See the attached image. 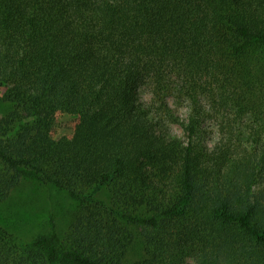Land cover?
Wrapping results in <instances>:
<instances>
[{"label":"trees","instance_id":"obj_1","mask_svg":"<svg viewBox=\"0 0 264 264\" xmlns=\"http://www.w3.org/2000/svg\"><path fill=\"white\" fill-rule=\"evenodd\" d=\"M0 103V202L81 204L0 264H264V0H0Z\"/></svg>","mask_w":264,"mask_h":264},{"label":"rangeland","instance_id":"obj_2","mask_svg":"<svg viewBox=\"0 0 264 264\" xmlns=\"http://www.w3.org/2000/svg\"><path fill=\"white\" fill-rule=\"evenodd\" d=\"M140 98L147 101L152 94L149 88L140 90ZM177 115L185 117L187 104L170 99ZM7 108L0 103V116ZM76 119L57 114L55 121L48 124V131L53 138L71 137L72 127ZM171 131L183 137L181 128L170 125ZM210 143L211 141L208 140ZM81 204L73 195L58 191L50 186L41 185L33 179H23L8 196L0 202V227L8 229L19 237L20 242H29L36 235L45 232L50 220H55L61 236H65L69 224L80 212Z\"/></svg>","mask_w":264,"mask_h":264}]
</instances>
